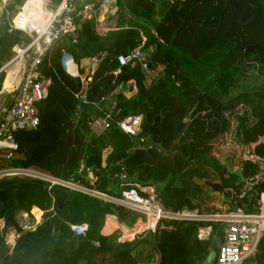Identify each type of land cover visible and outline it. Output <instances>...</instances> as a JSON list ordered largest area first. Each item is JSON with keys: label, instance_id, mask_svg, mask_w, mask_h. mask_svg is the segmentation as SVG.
Returning <instances> with one entry per match:
<instances>
[{"label": "trees", "instance_id": "obj_1", "mask_svg": "<svg viewBox=\"0 0 264 264\" xmlns=\"http://www.w3.org/2000/svg\"><path fill=\"white\" fill-rule=\"evenodd\" d=\"M116 4L113 29L98 32L93 19L84 20L74 36L52 44L39 67L48 83L38 103V126L13 134L16 156L0 160V167H35L55 179L112 195L109 177L122 166L131 180L154 185L164 207L201 210L215 196L205 180L225 185L237 178L226 176V165L237 161L238 146L253 143L254 152L264 157V0ZM21 37L18 30L0 26V65ZM138 46L147 51L146 62L161 66L158 78L148 84L142 65L118 67L115 59ZM63 54L76 64L97 58L86 103L77 110L74 94L80 81L63 70ZM63 64L75 74L73 62ZM3 76L0 71L2 89ZM120 85L124 89L115 95L109 127L92 133L88 120L100 116V97ZM157 114L160 121H153ZM129 115H141L138 137L146 134L147 146L172 147L173 157L135 146L115 124ZM227 132L229 148L219 161L210 155V143ZM82 163L91 168L96 179L92 185L85 180L88 173L77 175ZM255 170L245 163L241 174L247 177ZM259 189H264V179ZM31 207L42 210V221L23 232L7 254L6 229H17L16 212ZM136 217L120 205L63 185L15 176L0 179V264H47L59 255L69 264H201L206 257L210 239H196V222L171 221L172 230L144 233L122 243L115 242L114 232H102L107 219L131 225ZM80 223L87 229L77 240L70 225ZM242 264H264V234L255 255Z\"/></svg>", "mask_w": 264, "mask_h": 264}, {"label": "built area", "instance_id": "obj_2", "mask_svg": "<svg viewBox=\"0 0 264 264\" xmlns=\"http://www.w3.org/2000/svg\"><path fill=\"white\" fill-rule=\"evenodd\" d=\"M33 12L36 16L30 15ZM117 13L116 0H58L56 3L51 0H37L36 3L22 0L19 4H16V0H0V26L7 31L18 30L22 33V37L12 45L9 58L0 65V71L4 74L2 81L8 70L14 71L13 75L10 74V87L2 89V82L0 87V95L4 92L8 94L7 102L0 100V160H9L16 156L17 144L13 140L15 132L35 130L38 126V103L45 98L48 83L39 67L52 44L63 36H74L78 29L76 24L84 20L93 19L98 32L113 29L114 25L110 24ZM141 39L143 42L144 37L142 36ZM146 56L147 51L138 46L126 54L117 55L115 59L118 67L133 66L136 63L141 65L142 62H146ZM67 59L73 62L75 74L65 69L63 61ZM96 63V57L84 58L76 64L69 55H62L63 70L73 77H78L80 81V90L74 94L77 101L76 110L80 104L86 103L87 83ZM160 69L161 66H156L148 72L150 78L158 76ZM118 72L116 69L114 74ZM119 90V86H115L106 96L100 97V116L88 120L92 133L99 134L109 127V122L116 112L115 95ZM115 124L128 136L138 137L141 115L126 116ZM235 151L238 158L235 164L229 165L230 168L242 172L244 164L251 163L256 170L242 180L237 176L235 180L225 185L220 183L222 191L229 195L226 209L220 208V212H203L197 208L186 207L166 208L158 199L154 185L131 180L122 166L109 177L112 195L96 192L81 184L55 179L35 167L2 166L0 179L14 176L40 179L49 185H63L136 213L137 217L131 225L107 219L102 232L104 234L114 232L116 243L131 241L144 233L157 234L161 230H172L174 226L171 221L196 222L194 231L196 239L209 240L214 235L215 229L223 224L225 231L212 262L242 264L255 255L258 241L264 234V189H259L264 176V157L254 152L253 143L245 147L238 146ZM81 167L82 165L79 164L77 173ZM228 174L230 173L226 172V176ZM85 180L88 185H92L96 179L88 173ZM247 192L252 193L253 203L251 204L250 201L249 206L241 212H233V208ZM42 216V210L36 207H31L28 211L16 212L14 218L18 228H7L3 235L7 254L11 253L15 242L23 232L34 230L40 224ZM70 228L76 236H83L87 224H74L70 225Z\"/></svg>", "mask_w": 264, "mask_h": 264}, {"label": "water", "instance_id": "obj_3", "mask_svg": "<svg viewBox=\"0 0 264 264\" xmlns=\"http://www.w3.org/2000/svg\"><path fill=\"white\" fill-rule=\"evenodd\" d=\"M75 21V20H74ZM77 28H80V24H76ZM143 69L148 73L151 72L153 69V66L150 62H142L141 63ZM155 79L158 78V76H154ZM120 89L123 90L124 86L120 85ZM189 117V113L186 115V118ZM161 117L160 114H157L156 117L153 118V121H160ZM146 134H142L140 137H131V140L135 146L143 147L147 152L150 150H156L161 156H170L173 157V148H169L168 150L162 149L160 146L156 144L148 145L146 144ZM91 170L90 167H85L82 163L81 170L77 175L85 176L87 173H89ZM226 172L230 174H234L240 178V180L243 179V176L240 172V170L236 169L233 170L230 168L229 165H226ZM264 179V176H263ZM204 184L209 188L210 194H220L224 200H228L229 195L228 193L222 191V186L220 182L218 181H211V180H205ZM252 198V193L247 192L236 204V206L233 208V212H241L242 210L246 209L249 206V203ZM186 227V225L184 226ZM225 231V226L223 224H220L214 231V235L210 239V247L209 251L206 255V257L203 259L201 264H212V260L214 257L215 252L218 250V247L220 245V242L222 240L223 234ZM82 236H77V240L81 239Z\"/></svg>", "mask_w": 264, "mask_h": 264}, {"label": "rangeland", "instance_id": "obj_4", "mask_svg": "<svg viewBox=\"0 0 264 264\" xmlns=\"http://www.w3.org/2000/svg\"><path fill=\"white\" fill-rule=\"evenodd\" d=\"M21 1L22 0H16V4H19ZM78 69H79V66H78ZM10 73L11 75H13V72H10ZM0 100H2L4 103L7 102L8 94L4 92L2 95H0ZM228 140H229L228 132L223 133L222 135L217 137L215 140H213L210 143V155L214 157L215 159L221 161L224 152L229 148ZM211 199L212 200L207 205L201 206V210L203 212H214V211L220 212L221 209L219 207L222 205V203L219 200H221V198H218V197L216 198V196H212ZM222 202L225 203L224 201ZM62 262H64V264H69L68 261L64 259L63 255H59L56 258V260H54L53 262H48L47 264H62Z\"/></svg>", "mask_w": 264, "mask_h": 264}, {"label": "crops", "instance_id": "obj_5", "mask_svg": "<svg viewBox=\"0 0 264 264\" xmlns=\"http://www.w3.org/2000/svg\"><path fill=\"white\" fill-rule=\"evenodd\" d=\"M111 26H113L114 25V21L110 24ZM73 67H74V65H73ZM11 71H9L8 72V76H7V78H6V82H5V86L7 85V83H8V85H10V79H11V73H10ZM145 73H147L146 71H145ZM149 78H150V75H146V78H145V82H146V84H148L149 83ZM5 80V79H4ZM3 80V81H4ZM3 84V83H2ZM4 89H5V87H4ZM213 195H215L216 196V198L218 197V198H221V200L222 201H224L225 203H223L221 200H219L221 203H222V205L219 207V208H222L223 210H225L226 209V201L227 200H224L223 199V197L220 195V194H213ZM212 203V202H211Z\"/></svg>", "mask_w": 264, "mask_h": 264}, {"label": "clouds", "instance_id": "obj_6", "mask_svg": "<svg viewBox=\"0 0 264 264\" xmlns=\"http://www.w3.org/2000/svg\"><path fill=\"white\" fill-rule=\"evenodd\" d=\"M37 2V0H29V3H36ZM38 6V5H37ZM26 8H27V5L25 6ZM30 15L31 16H36V13L35 12H33V13H30ZM37 18H39V17H37ZM26 22H27V19H26ZM33 27H35V25H33Z\"/></svg>", "mask_w": 264, "mask_h": 264}, {"label": "bare ground", "instance_id": "obj_7", "mask_svg": "<svg viewBox=\"0 0 264 264\" xmlns=\"http://www.w3.org/2000/svg\"><path fill=\"white\" fill-rule=\"evenodd\" d=\"M9 71H11V72H13V73H14L13 69H11V70H8V72H9ZM7 76H8V73H7V75H6V77H5L4 79H6V78H7ZM4 81H5V80H4ZM4 81H3V82H4ZM2 85H3V84H2ZM9 87H10V85H6V86H5V89H8Z\"/></svg>", "mask_w": 264, "mask_h": 264}]
</instances>
